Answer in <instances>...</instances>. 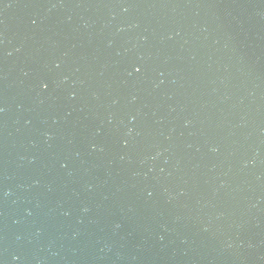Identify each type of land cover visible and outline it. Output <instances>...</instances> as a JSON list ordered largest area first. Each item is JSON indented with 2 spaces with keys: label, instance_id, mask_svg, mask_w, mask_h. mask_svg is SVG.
Instances as JSON below:
<instances>
[{
  "label": "water",
  "instance_id": "95a60500",
  "mask_svg": "<svg viewBox=\"0 0 264 264\" xmlns=\"http://www.w3.org/2000/svg\"><path fill=\"white\" fill-rule=\"evenodd\" d=\"M0 264H264V0H0Z\"/></svg>",
  "mask_w": 264,
  "mask_h": 264
}]
</instances>
